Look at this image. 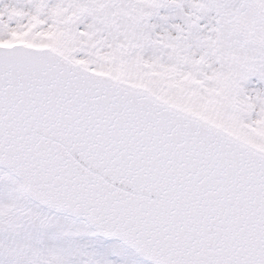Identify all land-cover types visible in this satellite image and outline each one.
Segmentation results:
<instances>
[{
	"label": "snow or ice",
	"instance_id": "1",
	"mask_svg": "<svg viewBox=\"0 0 264 264\" xmlns=\"http://www.w3.org/2000/svg\"><path fill=\"white\" fill-rule=\"evenodd\" d=\"M0 264H264V0H0Z\"/></svg>",
	"mask_w": 264,
	"mask_h": 264
}]
</instances>
